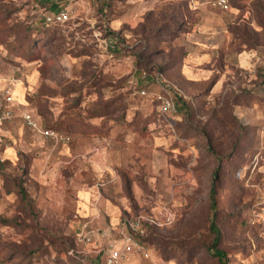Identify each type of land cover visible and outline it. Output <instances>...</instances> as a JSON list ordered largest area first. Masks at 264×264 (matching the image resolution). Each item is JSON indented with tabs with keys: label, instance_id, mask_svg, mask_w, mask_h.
Listing matches in <instances>:
<instances>
[{
	"label": "rangeland",
	"instance_id": "rangeland-1",
	"mask_svg": "<svg viewBox=\"0 0 264 264\" xmlns=\"http://www.w3.org/2000/svg\"><path fill=\"white\" fill-rule=\"evenodd\" d=\"M215 1L0 0V88L15 99L0 126V264H107L127 219L143 248L125 264H218L214 176L229 264H264V0ZM62 7L65 21H44ZM200 13L230 31L212 60Z\"/></svg>",
	"mask_w": 264,
	"mask_h": 264
},
{
	"label": "built area",
	"instance_id": "built-area-1",
	"mask_svg": "<svg viewBox=\"0 0 264 264\" xmlns=\"http://www.w3.org/2000/svg\"><path fill=\"white\" fill-rule=\"evenodd\" d=\"M215 3L222 7L228 8V0H216ZM68 17V11L66 8L62 7L56 11L46 12L44 21L47 22H57V21H65ZM156 78L159 81L161 80V75L157 74ZM142 94H146V90L143 89L141 91ZM161 99V106L160 111L162 113H169L175 110L174 102L170 94L162 97ZM15 99L13 97V85L11 83H6L2 88H0V126L6 122L7 120L11 119L13 116V104ZM23 119L25 122L31 126L33 129L41 132L45 136H49L52 138H58V133L48 127H43L40 123L39 119L30 111H26L22 114ZM127 229H131L134 233H141L142 232V225L139 220H131L127 219L123 222L122 227V242L120 245L114 242H110L106 245L105 248V261L107 264H125V262L129 259L131 254L136 249L143 248L142 243L139 242L137 238L133 236V234L127 233ZM86 238L87 240L90 239L89 236H83V239Z\"/></svg>",
	"mask_w": 264,
	"mask_h": 264
},
{
	"label": "trees",
	"instance_id": "trees-1",
	"mask_svg": "<svg viewBox=\"0 0 264 264\" xmlns=\"http://www.w3.org/2000/svg\"><path fill=\"white\" fill-rule=\"evenodd\" d=\"M56 6H58V5L55 4L54 7L57 8ZM204 23H205L204 16L201 14V19H200V22L197 24V26L204 24ZM244 23H242V24H244ZM233 24H236V25H233ZM233 24L231 23V25L233 27H236V29L239 25H241V23L239 21L236 23H233ZM244 26H246V25L244 24ZM234 34L237 38H239V39L241 38V35L239 33L235 32ZM241 39H243V38H241ZM243 46L248 48V45L245 43V41L243 43ZM263 66H264V64H263ZM143 73H144V71H139V77L140 78H142ZM179 104H180V101H179ZM179 104L177 105L178 109H180ZM217 193H218V191H217V184H216V176H214L213 180L211 181L210 190H209V194H208V207H209V214H210L209 228L213 234V239L209 245V250H210L212 256L214 258H216V260L218 261V264H229L230 258L228 256L227 252L221 247L222 231H221V227H220L219 222H218L219 207H218ZM140 235L141 234L135 233L133 236L135 238H137L139 240V242L141 243L142 241H141Z\"/></svg>",
	"mask_w": 264,
	"mask_h": 264
},
{
	"label": "crops",
	"instance_id": "crops-1",
	"mask_svg": "<svg viewBox=\"0 0 264 264\" xmlns=\"http://www.w3.org/2000/svg\"><path fill=\"white\" fill-rule=\"evenodd\" d=\"M203 16H204V20H205V23L204 24H201L200 25V31L198 32V33H196L195 34V40L198 42V41H201L202 42V39H203V41H205V43H214V46H212V47H207V48H205L204 49V51H207V53H209V57L207 58V57H205V59H204V57H201L200 55L202 54V52H201V54L198 52L199 50V46H197V52L194 50L191 54H190V57L191 56H194L192 59H193V61H194V63L196 64V65H193V67H192V69H196L197 68V66H200L199 64L201 63V62H204V60H212L215 56H216V54L217 53H219V52H221V50H220V46L218 47V46H216L215 47V45H216V43L217 42H220V37H219V33L221 34H223V36L225 35V41L228 39V34H229V32L227 31V28H226V25L224 24V23H221V20L220 19H217L216 17H214L213 18V23H212V21H211V19H210V15L208 16V18L206 17V15H204V14H202ZM215 18H216V20H218L217 22L218 23H215ZM218 24V25H217ZM218 29V30H217ZM206 30L207 31H209V30H212V31H209L208 33H207V37H205V38H203V35H205V33L204 32H206ZM220 30V31H219ZM219 32V33H218ZM206 36V35H205ZM224 38V37H223ZM204 39H206V40H204ZM203 43V42H202ZM248 48L247 47H245V46H243L238 52H239V55L241 56V54L243 53V52H248V50H247ZM204 59V60H203ZM184 74H185V76L187 77V76H189V78L192 76H194V72H192V71H187V70H185L184 69Z\"/></svg>",
	"mask_w": 264,
	"mask_h": 264
},
{
	"label": "clouds",
	"instance_id": "clouds-1",
	"mask_svg": "<svg viewBox=\"0 0 264 264\" xmlns=\"http://www.w3.org/2000/svg\"><path fill=\"white\" fill-rule=\"evenodd\" d=\"M21 102H23V101L21 100ZM9 152H10V154H11V150H9ZM85 199H86V197H85Z\"/></svg>",
	"mask_w": 264,
	"mask_h": 264
}]
</instances>
